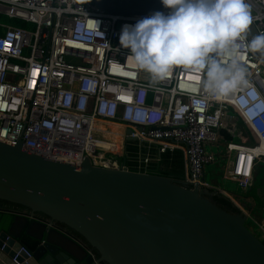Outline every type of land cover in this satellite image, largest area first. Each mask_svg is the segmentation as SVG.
Returning <instances> with one entry per match:
<instances>
[{
  "label": "built area",
  "instance_id": "2783aa9c",
  "mask_svg": "<svg viewBox=\"0 0 264 264\" xmlns=\"http://www.w3.org/2000/svg\"><path fill=\"white\" fill-rule=\"evenodd\" d=\"M93 1L0 0V17L34 26L31 31L0 22V142H21L25 151L49 160L80 165L89 158L97 167L138 173H150L153 163L180 153L179 180L230 198L255 221L243 204L205 180L206 166L225 154L231 166L224 178L246 192L264 162V61L247 37L238 39L231 54L210 53L203 66H174L155 78L120 45L119 36L125 24L170 9L161 3L124 15ZM246 3L250 23L264 36V0ZM213 60L231 69L219 89L209 87ZM236 68L242 76L234 75ZM239 121L242 128L236 129ZM116 129L120 142L111 137ZM222 130L240 142L225 141ZM220 144L225 151L219 154L207 148Z\"/></svg>",
  "mask_w": 264,
  "mask_h": 264
},
{
  "label": "water",
  "instance_id": "95a60500",
  "mask_svg": "<svg viewBox=\"0 0 264 264\" xmlns=\"http://www.w3.org/2000/svg\"><path fill=\"white\" fill-rule=\"evenodd\" d=\"M258 35L250 23L248 41ZM254 51L264 61V48ZM216 196L223 197L171 176L97 167L89 158L73 165L0 142V202L24 209L4 211L26 222L23 233L37 244L28 257L12 221L0 231V264H264L248 218Z\"/></svg>",
  "mask_w": 264,
  "mask_h": 264
},
{
  "label": "clouds",
  "instance_id": "9594fccd",
  "mask_svg": "<svg viewBox=\"0 0 264 264\" xmlns=\"http://www.w3.org/2000/svg\"><path fill=\"white\" fill-rule=\"evenodd\" d=\"M170 9L155 11L135 24H125L120 45L130 50L137 64L155 78H164L174 66H203L210 53L231 54L238 39L246 35L251 21L246 0H161ZM264 48V36L250 41ZM231 69L214 60L209 67V87L222 88ZM236 68L234 75L242 76ZM234 108L241 106L235 101Z\"/></svg>",
  "mask_w": 264,
  "mask_h": 264
},
{
  "label": "crops",
  "instance_id": "0c3cea01",
  "mask_svg": "<svg viewBox=\"0 0 264 264\" xmlns=\"http://www.w3.org/2000/svg\"><path fill=\"white\" fill-rule=\"evenodd\" d=\"M232 123H235V120H233ZM235 127L236 129L242 128L240 121L237 122V126ZM238 142H240L239 139H238ZM230 166H231V163H229L226 166V169H229ZM261 170H262L261 165H258L254 172V180H253L252 187L249 190H247L246 192H242V193L239 190L238 192L233 191V192H230V193L227 192V193L230 197H233L234 200H237L241 204H243V207L246 210H249L251 216L255 218V220L256 219L260 220L261 223L264 225V178L263 179L260 178L259 174ZM150 173L164 175V176H166V174L169 173L172 178L179 180L184 173V163H183L182 155L180 153H177L174 156H170V155L165 156L164 158H162L161 162L157 164L153 163ZM5 213L11 214L10 212H5ZM13 216H14L13 221L15 220V224H14V228L12 229V233L15 235L22 234L21 235L22 242L25 239L26 242L31 241L32 243H36L34 240L24 235L23 233L27 227L26 222H22L21 220L19 221L18 219H15L16 218L15 215ZM258 216H260V218ZM257 225L260 226L259 223ZM4 228L0 227V231L1 229H4ZM31 231L34 234H38L40 233L41 229L36 226H33L31 228Z\"/></svg>",
  "mask_w": 264,
  "mask_h": 264
},
{
  "label": "trees",
  "instance_id": "16d2710c",
  "mask_svg": "<svg viewBox=\"0 0 264 264\" xmlns=\"http://www.w3.org/2000/svg\"><path fill=\"white\" fill-rule=\"evenodd\" d=\"M162 2L158 1H152V0H94L93 4L100 8L101 10L105 12H110V13H120L124 15H133L139 12L147 11L150 9H155L158 8V5L160 7V4ZM241 125L242 122H240ZM221 134L224 137L225 141H236L238 142V138L233 137L230 133H228L226 130H222ZM165 157V156H164ZM163 157V158H164ZM172 175V174H171ZM166 176H170V174H166ZM214 202L218 204L220 207L228 210L229 212L232 213H238L239 210L232 204V202L224 197H214L213 198ZM5 209H10V210H24L21 206L11 204L5 201L0 202V227L3 228L5 225L10 224L13 221V215L11 214H6L4 212ZM40 217H44L42 214H38ZM48 219V218H47ZM247 226L252 230L253 227H255V230L253 231L254 234L260 238V240L264 243V234L259 232V230L256 229V226L252 223L247 222ZM74 233V232H73ZM77 235V234H76ZM79 236V235H77ZM82 240L83 237L79 236ZM24 245L26 248H28L30 251H33L34 248L36 247V243L26 242L25 239L23 241Z\"/></svg>",
  "mask_w": 264,
  "mask_h": 264
},
{
  "label": "rangeland",
  "instance_id": "374dc122",
  "mask_svg": "<svg viewBox=\"0 0 264 264\" xmlns=\"http://www.w3.org/2000/svg\"><path fill=\"white\" fill-rule=\"evenodd\" d=\"M0 22L5 23V24L18 25V26L24 27L28 30H31V31L34 30V26L32 24H25V23L23 24L21 22L11 20L9 18L0 17ZM67 60L74 62V63H80V61H78L74 58H68ZM241 127H242V125H241ZM114 131L115 132L112 133L111 137L114 139V141L120 142V140H121L120 139V131H117V129ZM207 148L209 151L211 150V151L215 152L216 154H219V153L225 151L224 146L222 144H220L218 146H208ZM114 154L116 155L117 159H119L121 161L124 160V156L123 155L120 156L119 151L115 152ZM228 164H229L228 156H225V154H223L222 156L217 155L216 163L206 166L205 180L207 183H209L211 185L219 186L229 193L233 192V191L238 192V190L241 192L242 190L238 189V186L236 185V183H234L233 181H231L229 179L224 178V172H225L226 166ZM260 165H261L262 170L260 171L259 175H260V178L263 179L264 178V162L261 163ZM248 209H249V207H248ZM258 217L260 218V216H258ZM249 222L254 224L256 226V229L259 230V232H261V234L262 233L264 234V225L261 223L260 220H258V219H256L255 221L249 220ZM258 223L260 226L257 225ZM252 230L254 231L255 227H253Z\"/></svg>",
  "mask_w": 264,
  "mask_h": 264
},
{
  "label": "bare ground",
  "instance_id": "6f19581e",
  "mask_svg": "<svg viewBox=\"0 0 264 264\" xmlns=\"http://www.w3.org/2000/svg\"><path fill=\"white\" fill-rule=\"evenodd\" d=\"M260 152H264V146L260 147Z\"/></svg>",
  "mask_w": 264,
  "mask_h": 264
}]
</instances>
